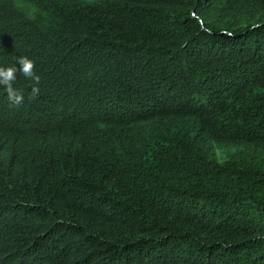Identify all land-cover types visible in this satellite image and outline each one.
<instances>
[{"label": "trees", "instance_id": "trees-1", "mask_svg": "<svg viewBox=\"0 0 264 264\" xmlns=\"http://www.w3.org/2000/svg\"><path fill=\"white\" fill-rule=\"evenodd\" d=\"M21 56L0 264H264V0H0Z\"/></svg>", "mask_w": 264, "mask_h": 264}, {"label": "clouds", "instance_id": "clouds-1", "mask_svg": "<svg viewBox=\"0 0 264 264\" xmlns=\"http://www.w3.org/2000/svg\"><path fill=\"white\" fill-rule=\"evenodd\" d=\"M16 64L19 65V68H17L15 65L9 66L7 68L0 67V85H3L6 88L9 101L13 105L19 106L23 103L24 93L22 90H18L13 87L17 72H22L25 77L33 79L37 82V84L40 80V77L35 72V61L28 58L27 56L18 57ZM39 94V87H32L30 99H35L39 96Z\"/></svg>", "mask_w": 264, "mask_h": 264}]
</instances>
